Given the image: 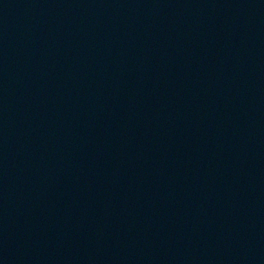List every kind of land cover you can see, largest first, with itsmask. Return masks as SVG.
Returning a JSON list of instances; mask_svg holds the SVG:
<instances>
[{
    "label": "water",
    "instance_id": "1",
    "mask_svg": "<svg viewBox=\"0 0 264 264\" xmlns=\"http://www.w3.org/2000/svg\"><path fill=\"white\" fill-rule=\"evenodd\" d=\"M0 264H264V0H0Z\"/></svg>",
    "mask_w": 264,
    "mask_h": 264
}]
</instances>
